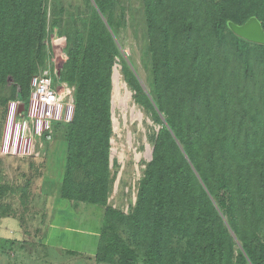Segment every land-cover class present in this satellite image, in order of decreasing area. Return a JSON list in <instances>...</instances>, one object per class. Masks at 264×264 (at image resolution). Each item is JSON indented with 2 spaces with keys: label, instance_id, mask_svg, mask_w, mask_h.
<instances>
[{
  "label": "trees",
  "instance_id": "16d2710c",
  "mask_svg": "<svg viewBox=\"0 0 264 264\" xmlns=\"http://www.w3.org/2000/svg\"><path fill=\"white\" fill-rule=\"evenodd\" d=\"M84 1L70 11L57 0H0V88L9 91L0 105L4 114L9 98L27 103L45 35L63 43L61 79L74 87V112L70 122L53 124L46 149L63 138L58 203L102 209L95 259L264 264V44L237 36L227 24L255 16L264 29V0H142L153 102L143 91L137 102L164 120L131 213L109 203L110 97L120 54L113 17L120 7L117 0ZM126 80L140 89L134 75ZM11 194L0 174V218L9 215ZM128 223L141 262L138 248L117 233ZM110 240L121 250L106 249Z\"/></svg>",
  "mask_w": 264,
  "mask_h": 264
},
{
  "label": "rangeland",
  "instance_id": "374dc122",
  "mask_svg": "<svg viewBox=\"0 0 264 264\" xmlns=\"http://www.w3.org/2000/svg\"><path fill=\"white\" fill-rule=\"evenodd\" d=\"M57 1L65 4L70 11H74L72 9L73 6L83 5L85 2L84 0ZM117 2L120 8L113 19L119 22L117 25V42L120 45V54L115 57L113 65L117 63L120 66V79L130 95L126 104L122 101L114 100L112 81L110 97L112 130L110 152L112 158L110 160V168L114 182L109 203L120 211L131 213L137 201L144 171L150 161V150L153 153L155 138L162 126L164 116L161 115L162 122L156 121L152 110L146 105L137 102V98L142 91L153 102L152 62L148 48L142 0H117ZM121 18L124 23L119 21ZM43 44L44 58L38 72L48 73L52 77L53 82L58 84L63 81L61 79V68L67 59L65 47L63 43L56 42L51 34L45 35ZM130 74L136 77L140 89H134L127 84L126 79L130 77ZM122 90L121 92L123 93L125 89L123 88ZM8 93L7 89L0 88V95H7ZM12 101L14 100L9 98L4 114L0 105V174L3 176L4 183L9 184L10 190L14 191L15 194H11L7 201L5 199L6 203L11 207L6 209L9 215L2 223L3 225H8L7 227L9 228V226H15L21 221L25 225L31 223L37 228V225L46 220H53L52 223L54 225L67 223L64 218L69 217L71 220L70 225H74L73 223L81 219L79 213L74 216L75 211L80 210V208L73 207L74 210H70L66 205L62 207L63 204L58 203L57 197V186L59 185L57 180L61 177V162L65 155L63 138L61 136L55 137L53 142L50 143L48 151L45 147L42 154L38 157L14 156L2 152L6 132V118ZM111 102L113 103V108ZM21 188L26 190L24 202L20 198L21 193L19 190ZM218 194L220 195V204L225 207V194L222 191ZM54 196L56 197L54 198ZM47 205H49V209ZM58 209L60 210L58 211ZM62 210H66V212H62ZM89 215L93 217L98 214L89 213L86 219L88 224L87 231H96L93 224L94 220ZM40 228L38 227L37 229L40 230ZM119 229L117 230L119 236L126 240L127 243H130L132 247L138 248L139 262H141L143 250L139 245L140 242L132 236L130 224L129 227L127 224L122 225L121 229ZM51 233L54 235L53 239L55 238L56 242L60 241L58 243L66 247L71 246L68 240V236L72 233L71 231L53 230ZM60 234H63V236L60 237ZM85 237L88 238L85 233L82 236H78L75 243H81L82 245L75 244L74 246L87 251L89 245L86 246L84 244ZM103 243L106 249L112 248L111 244L113 245V243H111V240ZM112 249L121 250L116 247ZM11 252H15V249L11 250L9 254Z\"/></svg>",
  "mask_w": 264,
  "mask_h": 264
},
{
  "label": "crops",
  "instance_id": "0c3cea01",
  "mask_svg": "<svg viewBox=\"0 0 264 264\" xmlns=\"http://www.w3.org/2000/svg\"><path fill=\"white\" fill-rule=\"evenodd\" d=\"M74 207L80 208V210L75 211L74 216L79 213L82 220L73 223L74 225H70V222L54 225L53 220H46L37 225V228L41 227L40 230L31 223L25 225L21 222L8 228V225L2 223L7 216L1 217L0 264H112L95 259L96 245L102 223V209L94 208L82 202ZM47 208L49 209V205ZM89 213L98 214L93 217L89 215L94 220L93 224L96 231L88 232L86 229L88 227L86 219ZM53 230L71 231L72 233L68 236L71 246L66 247L58 243L60 241L56 242L51 233ZM83 233L88 236V238L85 237L84 243L86 246L89 245L87 251L74 246L75 244L82 245L75 242L78 236H82ZM59 236L61 237L63 234ZM14 249L15 252L9 254Z\"/></svg>",
  "mask_w": 264,
  "mask_h": 264
},
{
  "label": "built area",
  "instance_id": "2783aa9c",
  "mask_svg": "<svg viewBox=\"0 0 264 264\" xmlns=\"http://www.w3.org/2000/svg\"><path fill=\"white\" fill-rule=\"evenodd\" d=\"M73 112L74 87L64 81L55 84L39 71L31 78L27 103L14 100L8 108L2 152L38 157L52 141L53 124L70 122Z\"/></svg>",
  "mask_w": 264,
  "mask_h": 264
},
{
  "label": "water",
  "instance_id": "95a60500",
  "mask_svg": "<svg viewBox=\"0 0 264 264\" xmlns=\"http://www.w3.org/2000/svg\"><path fill=\"white\" fill-rule=\"evenodd\" d=\"M92 2L94 3L93 0ZM227 24H228L229 29L237 36L244 38L248 41L254 42V43L264 44V29L260 21L257 19V17L250 16L242 24H237L233 21H228ZM113 68H114V65H113ZM112 77H113V71H112ZM111 104L113 108V103L111 102ZM149 155H150L149 157V160H150L152 158V150H150ZM111 158H112V155L110 152V160Z\"/></svg>",
  "mask_w": 264,
  "mask_h": 264
},
{
  "label": "bare ground",
  "instance_id": "6f19581e",
  "mask_svg": "<svg viewBox=\"0 0 264 264\" xmlns=\"http://www.w3.org/2000/svg\"><path fill=\"white\" fill-rule=\"evenodd\" d=\"M119 70H120V66L116 63L113 68V77H112L113 99L122 101L126 104V101L128 100L130 93L125 88L124 83L120 79L121 76H120ZM123 88L125 89V91L122 93L121 91H123L122 90Z\"/></svg>",
  "mask_w": 264,
  "mask_h": 264
}]
</instances>
